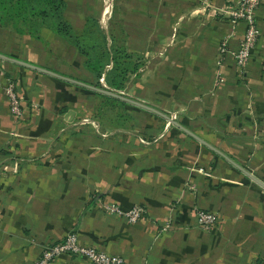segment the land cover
Wrapping results in <instances>:
<instances>
[{
    "label": "crops",
    "instance_id": "obj_1",
    "mask_svg": "<svg viewBox=\"0 0 264 264\" xmlns=\"http://www.w3.org/2000/svg\"><path fill=\"white\" fill-rule=\"evenodd\" d=\"M233 1L67 0L74 26L95 18L112 50L114 24L141 62L121 90L105 74L100 85L198 138L132 102L141 110L127 106L123 122L118 107L99 109L87 57L52 29L38 38L0 28V264H33L71 232L125 264H264V186L231 162L264 183V0L243 77L220 56L246 31L223 11ZM109 203L147 214L131 224ZM199 209L220 224L200 227ZM51 264L90 263L64 254Z\"/></svg>",
    "mask_w": 264,
    "mask_h": 264
},
{
    "label": "trees",
    "instance_id": "obj_2",
    "mask_svg": "<svg viewBox=\"0 0 264 264\" xmlns=\"http://www.w3.org/2000/svg\"><path fill=\"white\" fill-rule=\"evenodd\" d=\"M67 0H0V28L13 29L19 33L38 37L43 28L48 27L56 34L64 37L87 57L86 66L94 74L97 88L106 87L98 82L103 74L109 87L121 90L130 73L138 71L141 62L126 50L125 39L116 35V27L111 25L110 35L113 47H107V37L95 18L89 20L84 28L74 26L67 16ZM112 57L113 67L106 70ZM97 97H102V107L112 109L118 107L124 111L131 105L130 101L115 97L99 90H89ZM126 111L120 113L121 122Z\"/></svg>",
    "mask_w": 264,
    "mask_h": 264
},
{
    "label": "built area",
    "instance_id": "obj_3",
    "mask_svg": "<svg viewBox=\"0 0 264 264\" xmlns=\"http://www.w3.org/2000/svg\"><path fill=\"white\" fill-rule=\"evenodd\" d=\"M263 0H234L231 5L223 11L227 13L233 21H243L246 23V31L236 49H231L229 43L224 40L220 45V56L231 55L235 60L238 74L243 77L247 72L252 51L261 39V29L258 24V10ZM6 95L10 112L15 117H21L24 113L22 98L16 89V83L9 80L6 86ZM105 211L125 218L129 223L140 222L147 214V208L143 205H135L129 209L118 204L109 203L104 207ZM197 212V222L204 229L217 227L221 222V216L214 211L199 209ZM64 254L82 257L90 264H125L122 255L111 254L96 248L93 245L83 244L75 233H68L65 239L48 246L41 257L33 264H51L54 260Z\"/></svg>",
    "mask_w": 264,
    "mask_h": 264
},
{
    "label": "water",
    "instance_id": "obj_4",
    "mask_svg": "<svg viewBox=\"0 0 264 264\" xmlns=\"http://www.w3.org/2000/svg\"><path fill=\"white\" fill-rule=\"evenodd\" d=\"M0 56H3V55L0 54ZM44 70H45L46 72H48V73L55 74L54 72H52V71H50V70H46V69H44ZM71 80L74 81V82H78V81H75V80H73V79H71ZM78 83H79V82H78ZM86 86L91 87V88H94V89H97V90H99V91H101V92H103V93H107V94H109V95H113V96L120 97V98H122V99L128 100V101L132 102L133 104H135V105H137V106H140V107H143V108H145V109H149V110H152V111H156V112L162 114L163 116H165L166 118H168V120H170L171 123L177 125L178 127L183 128L184 130L187 131V129H185V128H184L179 122H177L175 119H173L172 117L167 116V115H166L165 113H163V112L157 111V109H155V108H153V107H151V106H149V105H147V104H144V103L139 102V101H137V100L130 99V98H128V97H125V96H123V95H121V94H118V93L112 92V91H110V90L101 89V88H96V87L91 86V85H86ZM187 132L191 133L190 131H187ZM191 134H192L193 136L197 137V136L194 135L193 133H191ZM197 138H198V137H197ZM202 142H204V141H202ZM204 143H205V142H204ZM205 144H207V143H205ZM212 148H213V147H212ZM213 149H214L216 152H218V153L224 155L220 150H218V149H216V148H213ZM230 160H231V159H230ZM231 162H233V164L236 165L240 170H242L246 175H248V176L251 177L253 180H255L256 182H258V183H260L261 185L264 186V183H263L262 181H260L255 175H253L250 171H248L247 169H245L244 167L240 166L239 164H237L236 162H234V161H232V160H231Z\"/></svg>",
    "mask_w": 264,
    "mask_h": 264
}]
</instances>
